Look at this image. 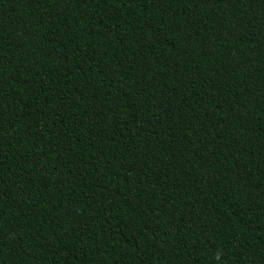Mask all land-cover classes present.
<instances>
[{"label": "trees", "instance_id": "obj_1", "mask_svg": "<svg viewBox=\"0 0 264 264\" xmlns=\"http://www.w3.org/2000/svg\"><path fill=\"white\" fill-rule=\"evenodd\" d=\"M0 264H264V0H0Z\"/></svg>", "mask_w": 264, "mask_h": 264}]
</instances>
